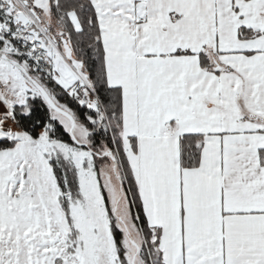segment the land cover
<instances>
[{"label": "snow or ice", "instance_id": "1", "mask_svg": "<svg viewBox=\"0 0 264 264\" xmlns=\"http://www.w3.org/2000/svg\"><path fill=\"white\" fill-rule=\"evenodd\" d=\"M0 264H264V0H0Z\"/></svg>", "mask_w": 264, "mask_h": 264}]
</instances>
